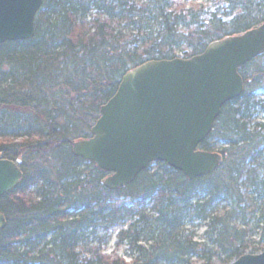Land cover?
Segmentation results:
<instances>
[{
	"label": "trees",
	"instance_id": "obj_1",
	"mask_svg": "<svg viewBox=\"0 0 264 264\" xmlns=\"http://www.w3.org/2000/svg\"><path fill=\"white\" fill-rule=\"evenodd\" d=\"M194 1L42 0L34 37L0 45V158L21 160L18 185L0 197V264H230L247 253L248 232L237 223L245 214L241 191L264 190L256 175L264 122H255L264 119V53L238 70L242 94L221 108L197 148L219 155L213 173L189 181L155 163L112 190L103 184L107 173L72 154L74 142L91 138L101 106L126 73L177 52L189 59L264 24V0ZM120 199L141 211L150 205L156 218L113 204ZM126 220L132 223L119 238L130 244L138 241L131 239L136 225L153 226L147 246L132 244L129 263L79 252L85 233ZM191 221L206 222L213 249L184 235ZM263 223L264 215L255 225L261 249L248 254L264 250Z\"/></svg>",
	"mask_w": 264,
	"mask_h": 264
},
{
	"label": "water",
	"instance_id": "obj_2",
	"mask_svg": "<svg viewBox=\"0 0 264 264\" xmlns=\"http://www.w3.org/2000/svg\"><path fill=\"white\" fill-rule=\"evenodd\" d=\"M42 0H0V45L35 35ZM264 53V24L209 44L189 59L153 60L126 73L100 108L91 138L72 144V154L107 173L112 190L132 184L149 165L165 163L193 181L213 173L218 154L199 151L221 108L238 98V70ZM21 160L0 158V197L20 179ZM5 220L0 213V230ZM230 264H264V251L243 254Z\"/></svg>",
	"mask_w": 264,
	"mask_h": 264
},
{
	"label": "rangeland",
	"instance_id": "obj_3",
	"mask_svg": "<svg viewBox=\"0 0 264 264\" xmlns=\"http://www.w3.org/2000/svg\"><path fill=\"white\" fill-rule=\"evenodd\" d=\"M207 0H195L193 2L194 5L199 3H206ZM191 5L186 4L187 8H190ZM177 56H181L180 52H177ZM262 93L259 94V98L261 99ZM255 122H264L260 116L255 120ZM220 146V145H219ZM217 146V148H219ZM262 157L259 160L260 168L257 169V181H261L264 178V152L261 155ZM34 190V189H33ZM245 194L244 204L242 205L245 211L244 219H240L237 225L241 230H246L248 232V237L246 238V243L248 245V252L252 249H258L260 246L258 245L259 241V231L255 230L256 221L260 216L264 215V190L263 188H258L256 191L253 188H249L247 190L241 191ZM117 207L123 206L126 209H132L133 213L138 216L142 214L143 216H147L149 218H156V214L151 212L149 207L150 205H146L143 207V211L139 207H135V202L130 201L128 199H120L113 202ZM226 208L225 203H219L217 208L218 211H223ZM138 218V217H137ZM189 216H187L186 220H189ZM136 219V217H135ZM133 220V219H132ZM132 220H126L121 224H117L109 228L108 230L96 229L94 235H89V233H85V239L79 245V252L84 250L86 252H98L99 254L105 255L107 257L113 258L116 256L117 258L122 259L124 262L129 263L133 257L136 256V252L133 249V246H137V243L140 241L141 245L147 246L148 243L146 239L150 236L153 226L144 229L140 224L135 226L133 230V237L138 238V241L130 244V240L123 241L119 238L120 232H124L128 229ZM246 222L242 225V222ZM264 224V223H263ZM142 228V231H141ZM208 227L206 222L201 221H191V223L187 222L185 227L183 228L184 235H190L191 240L193 242L199 244H206L207 248L213 249L212 244L208 241ZM139 244V243H138ZM261 249V248H260ZM91 254H84L83 258H90ZM190 264H200L196 259L192 258L189 262Z\"/></svg>",
	"mask_w": 264,
	"mask_h": 264
}]
</instances>
